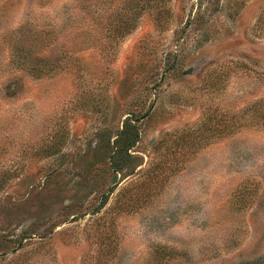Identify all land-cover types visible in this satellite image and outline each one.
I'll return each mask as SVG.
<instances>
[{
    "label": "rangeland",
    "instance_id": "rangeland-1",
    "mask_svg": "<svg viewBox=\"0 0 264 264\" xmlns=\"http://www.w3.org/2000/svg\"><path fill=\"white\" fill-rule=\"evenodd\" d=\"M257 108L264 0H0V264H264Z\"/></svg>",
    "mask_w": 264,
    "mask_h": 264
},
{
    "label": "trees",
    "instance_id": "trees-1",
    "mask_svg": "<svg viewBox=\"0 0 264 264\" xmlns=\"http://www.w3.org/2000/svg\"><path fill=\"white\" fill-rule=\"evenodd\" d=\"M40 71H41L40 73H43L42 70ZM255 113L256 115H259V117L261 118L263 117V120H264V110L262 112V109L257 108L255 109ZM143 114L142 113L137 114L136 112H130L126 116L119 133L112 139V142H111L112 149L109 153H107V155L105 154L103 157L104 161H106L107 159V161L109 162V167L111 171L115 173L119 172V170H121V168L124 166V163L128 162V160L132 157L130 153V149L132 146L135 145L138 139V129L135 124V121H137L138 118ZM224 128H225V125H222L223 131H225ZM110 191L111 190L109 189L107 192H104L101 194L100 200H99L100 205L98 208L103 207V205L107 202V198H108ZM93 210H95V208ZM35 235L36 234L33 232V230L27 229V231L23 232L21 236L19 235L20 237L17 236V238H15L14 241H17V244H21L23 239L32 238ZM9 240L11 241V239ZM9 248L11 249L12 247L10 246ZM9 248L5 249L2 252V254L3 255L7 254ZM16 249L17 247L12 248L11 251L14 252L16 251ZM10 262H11L10 264H21V262L18 261L17 259H12L10 260Z\"/></svg>",
    "mask_w": 264,
    "mask_h": 264
}]
</instances>
